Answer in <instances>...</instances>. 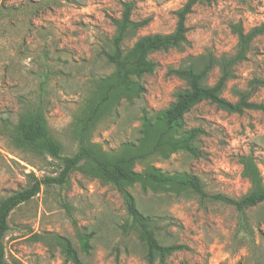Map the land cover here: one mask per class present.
<instances>
[{
	"label": "rangeland",
	"instance_id": "374dc122",
	"mask_svg": "<svg viewBox=\"0 0 264 264\" xmlns=\"http://www.w3.org/2000/svg\"><path fill=\"white\" fill-rule=\"evenodd\" d=\"M132 3L131 18L147 20L137 35L171 33L175 11L185 0H0V201L28 187L33 178L53 176L60 161L17 143V123L40 109L49 136L61 155L80 145L113 157L125 146L137 145L140 117H153L167 107L185 83L170 68L198 61L201 55L231 54L236 35L230 25L246 31L264 23V0H215L198 3L186 17L187 43L149 54L152 73L132 79L144 89L121 99L81 134L82 121L95 101L100 80L113 70L102 51L112 50L121 2ZM133 39L124 42L125 47ZM192 59V60H190ZM213 69L206 84H212ZM264 79V32L253 38L246 59L235 68L222 96L237 100V91H250V101L264 104V87L250 88L251 79ZM184 128L204 132L195 141L201 156L182 151L167 158L136 161L167 174L196 175L208 194L238 198L250 190L239 158L251 156L264 185V112L245 109L231 113L207 101L183 117ZM137 208L155 218V235L163 245L182 244L164 264H264V202L245 209L200 199L189 191L124 186ZM130 221L120 190L83 169L74 170L63 185H41L29 201L8 216L3 237L5 264H70L55 238H67L83 264H147L146 251ZM91 233L89 249H80L81 234ZM154 264H160L156 259Z\"/></svg>",
	"mask_w": 264,
	"mask_h": 264
},
{
	"label": "trees",
	"instance_id": "16d2710c",
	"mask_svg": "<svg viewBox=\"0 0 264 264\" xmlns=\"http://www.w3.org/2000/svg\"><path fill=\"white\" fill-rule=\"evenodd\" d=\"M215 0H185L175 11V26L171 33L137 35V31L147 24V20L135 21L131 18L132 3L121 2V13L118 18H111L114 33L111 38L112 50L102 51L113 70L100 80L95 101L81 125V134L87 131L102 115L106 114L123 98L130 100L144 91L143 87L132 78L150 74L155 63L148 58L149 54L181 48L187 43L185 24L187 15L195 4L210 3ZM236 35L235 50L231 54L214 55L206 53L198 61H190L184 66L170 68L169 73L185 83V87L175 93L174 100L165 108L160 109L153 117L143 112L140 120V137L138 144L125 146L120 155L109 157L96 148L80 145L70 156L61 155V146L49 136L45 120L40 109L35 110L17 123L14 139L17 143L45 153L60 161V170L56 175L33 178L26 188L14 192L0 201V264H5L3 237L7 230L8 216L17 206L35 196L42 184L63 185L70 174L76 169H83L104 181L114 184L123 198L126 215L130 221L123 228L136 229L146 251L147 264H154L156 259L164 264L168 256L185 248L182 244L163 245L155 235L156 220L153 216L142 213L136 206L132 195L124 186L140 185L146 189H168L172 191H189L200 199H210L234 207L238 213L264 202V185L259 170L251 156L239 158L242 176L248 180L250 190L238 198L220 193L208 194L203 190L199 178L187 172L167 174L154 166L136 171V161H145L152 156L167 158L171 153L182 151L194 157L201 156L195 145L196 139L203 134L199 127L184 128L183 117L189 110L202 101H207L231 113H242L245 109L264 112V104L250 101V91H237V100L230 101L222 96L227 82L234 78L236 66L246 59L254 37L264 32V23L244 30L240 22L230 25ZM129 47L124 42L131 40ZM192 60V59H190ZM217 69L218 75L212 84H206L210 73ZM250 88L264 87V79H251ZM91 233L81 234L80 249L87 252ZM65 261L70 264H83L77 250L71 242L63 237L55 238Z\"/></svg>",
	"mask_w": 264,
	"mask_h": 264
}]
</instances>
